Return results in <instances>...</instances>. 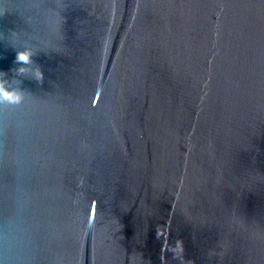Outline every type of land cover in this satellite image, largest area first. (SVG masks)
Here are the masks:
<instances>
[{"label":"water","instance_id":"95a60500","mask_svg":"<svg viewBox=\"0 0 264 264\" xmlns=\"http://www.w3.org/2000/svg\"><path fill=\"white\" fill-rule=\"evenodd\" d=\"M0 82V264H264V0H0Z\"/></svg>","mask_w":264,"mask_h":264},{"label":"clouds","instance_id":"9594fccd","mask_svg":"<svg viewBox=\"0 0 264 264\" xmlns=\"http://www.w3.org/2000/svg\"><path fill=\"white\" fill-rule=\"evenodd\" d=\"M32 53L30 51L17 52L15 61L19 64H28L31 63ZM37 79H42V73L37 74ZM20 94L16 90L9 91L6 89L2 82H0V101H9L13 102L15 97H18ZM15 102H19L16 100Z\"/></svg>","mask_w":264,"mask_h":264}]
</instances>
